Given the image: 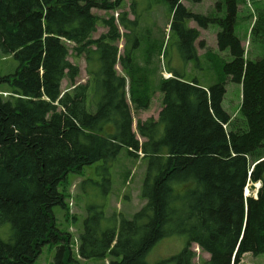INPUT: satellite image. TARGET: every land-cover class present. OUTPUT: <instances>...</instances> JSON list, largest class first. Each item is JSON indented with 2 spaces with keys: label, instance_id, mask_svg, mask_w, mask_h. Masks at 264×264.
Segmentation results:
<instances>
[{
  "label": "trees",
  "instance_id": "1",
  "mask_svg": "<svg viewBox=\"0 0 264 264\" xmlns=\"http://www.w3.org/2000/svg\"><path fill=\"white\" fill-rule=\"evenodd\" d=\"M240 1L220 0L218 15L205 17L182 0H153L167 6L168 40L176 37L185 63L199 61L201 34L191 21L220 29L218 49L232 61L224 63L219 83L204 87L171 68L173 78H155L152 47L142 55L144 66L126 46L120 56L125 35L114 17L94 10H122L125 0H0V54L18 63L12 74L0 75V264H35L49 244L61 245L55 264H80L54 210L67 209L68 175L98 163L110 175L124 148L146 164V203L131 219L89 207L80 259L149 264L152 249L177 236L186 247L156 264H193L194 246L210 256L203 264H240L246 254H264V59H246L235 33ZM140 19L129 21L125 13L120 27L133 31ZM102 24L108 33L95 39ZM72 54L86 60L87 84L78 83ZM226 79L242 86L244 131L228 130ZM157 93L159 118L139 120L135 131L131 106L147 111ZM251 182L261 183L257 199L245 197Z\"/></svg>",
  "mask_w": 264,
  "mask_h": 264
},
{
  "label": "rangeland",
  "instance_id": "2",
  "mask_svg": "<svg viewBox=\"0 0 264 264\" xmlns=\"http://www.w3.org/2000/svg\"><path fill=\"white\" fill-rule=\"evenodd\" d=\"M219 2L220 0H182V3L193 13L205 17L218 15L217 6ZM238 8L235 33L246 50V59L250 61L264 59V0H242ZM94 12V14L106 20L112 16L115 17V15L123 16L125 13L128 14L129 18L133 17L134 20L141 15L140 22L133 31L132 28L129 31L125 30L120 27L119 22V24L117 23L120 33L125 35V38H121L119 42V54L121 57L124 56L126 46L127 51L137 54V62L144 66L146 62L142 55L146 53L149 47H152L154 63H151L150 67L157 71L154 75L155 78L166 80L167 76L170 75L169 68H171L172 70H179L180 72H177L182 74L188 81L196 80L200 85L210 87L223 79L224 63L232 61L229 52H221L218 49L217 33L220 29L217 26L202 29L191 21L189 26L198 29L201 34L196 43L199 61L185 63L180 55L176 37L172 35V39L168 40L170 36L168 24L171 23V19L168 17L169 11H167V6L164 3L161 5V2L154 3L153 0H127L122 10L106 12L108 15L105 11L96 10ZM224 14L225 10L223 9V12L219 15L224 16ZM162 31H164L163 34ZM107 33L108 28L102 24L98 27L94 38L99 39ZM128 34L130 39L127 37ZM137 42L140 44L139 50H136ZM69 60L80 68L78 83L87 84L85 58H78L72 54ZM17 66L18 63L14 59L0 54L1 76L12 74ZM116 68L118 74L122 75L121 66L118 65ZM68 87V82L64 81L62 85L63 92L67 91ZM226 89L227 93L223 101V107L232 118L228 130L244 131L247 126L240 115L242 86L226 79ZM162 99V94L157 93L147 111H138L131 106L135 131H137L136 126L139 120L147 121L150 118L155 120L159 118L163 108ZM139 140L143 141L141 137H139ZM259 156L264 158V149L259 150ZM251 161L253 162L254 159L252 158ZM101 166H103V163H98L84 168L79 173L68 175L67 182L64 185L67 209L55 208L54 210L58 228L70 235L68 248L72 252L71 257L74 262L79 261L80 264H109L111 261V258L82 260L79 257V236L83 230V221L88 216L89 207L100 206L108 216L124 215L126 218L131 219L146 203L141 197L143 180L146 174L144 161L132 158L127 149L124 148L114 167L110 168V171L108 170L112 175L111 180L108 172L102 170ZM108 180L111 181L109 190ZM257 190V184L251 182L248 192L245 190V197L256 198ZM106 192L108 195L105 194ZM4 229H9L10 232V227L2 228V231ZM60 247V244H49L44 247L35 264H55ZM185 247L186 238L183 236L163 239L152 249L147 257V263L156 264L169 259L180 254ZM193 251L197 254L193 264H203V261L210 258L207 253L201 252L197 246L193 247ZM240 264H264V254L259 256L246 254L242 257Z\"/></svg>",
  "mask_w": 264,
  "mask_h": 264
},
{
  "label": "crops",
  "instance_id": "3",
  "mask_svg": "<svg viewBox=\"0 0 264 264\" xmlns=\"http://www.w3.org/2000/svg\"><path fill=\"white\" fill-rule=\"evenodd\" d=\"M125 2L127 3V0H125ZM94 11H96V10H94ZM95 13V12H94ZM106 13V12H105ZM106 15H108L107 13H106ZM100 18H102V17H100ZM130 20H134L133 19V17L132 18H130ZM206 87V86H205Z\"/></svg>",
  "mask_w": 264,
  "mask_h": 264
},
{
  "label": "bare ground",
  "instance_id": "4",
  "mask_svg": "<svg viewBox=\"0 0 264 264\" xmlns=\"http://www.w3.org/2000/svg\"><path fill=\"white\" fill-rule=\"evenodd\" d=\"M226 21V20H225ZM149 60V59H148ZM258 186H259V184H258ZM246 192H248L247 190H246Z\"/></svg>",
  "mask_w": 264,
  "mask_h": 264
}]
</instances>
